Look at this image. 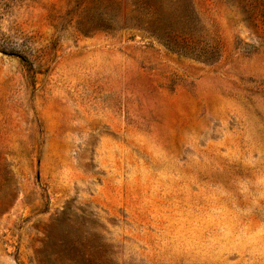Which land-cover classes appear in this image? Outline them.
<instances>
[{"label": "rangeland", "instance_id": "obj_1", "mask_svg": "<svg viewBox=\"0 0 264 264\" xmlns=\"http://www.w3.org/2000/svg\"><path fill=\"white\" fill-rule=\"evenodd\" d=\"M0 264H264V0H0Z\"/></svg>", "mask_w": 264, "mask_h": 264}]
</instances>
